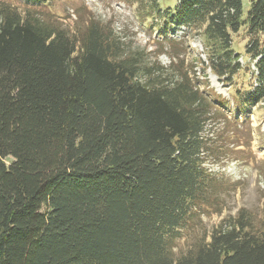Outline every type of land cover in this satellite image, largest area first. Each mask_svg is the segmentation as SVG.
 <instances>
[{
  "label": "trees",
  "instance_id": "16d2710c",
  "mask_svg": "<svg viewBox=\"0 0 264 264\" xmlns=\"http://www.w3.org/2000/svg\"><path fill=\"white\" fill-rule=\"evenodd\" d=\"M29 1L0 0V264H264L263 168L257 211L201 223L231 191L207 157L252 153L246 121L214 106L183 59L142 69L94 16L75 36L39 14L53 0ZM249 4L242 18V0H180L165 17L202 28V68L230 83L231 34L264 33V0ZM257 44L251 95L264 101Z\"/></svg>",
  "mask_w": 264,
  "mask_h": 264
},
{
  "label": "rangeland",
  "instance_id": "374dc122",
  "mask_svg": "<svg viewBox=\"0 0 264 264\" xmlns=\"http://www.w3.org/2000/svg\"><path fill=\"white\" fill-rule=\"evenodd\" d=\"M17 5L19 9L26 7L29 0H8ZM150 0H53L49 6L38 11L46 19L55 17L72 35L84 30L86 19L94 16L100 24L108 26L112 34L121 45L120 53L131 56L132 59L143 67L156 63V66L166 67L171 61L183 59L189 68L193 81L209 95L214 106L221 109L228 117L246 121L250 127L252 138L250 150L238 144L235 149H245L238 155L228 154L226 150H219L217 155H209L205 166L212 173L223 178L231 189L226 207L221 213L204 214L201 218L202 225L211 231L227 214H234L237 208L248 207L257 211L261 203L262 177L257 168L264 169V101L257 100L251 92L258 86L256 79L258 73L256 61L247 49L254 40L259 48L264 47V33H249L246 28H241L237 33L231 34L230 46L235 53H239L241 68L236 72L231 82L222 81L212 74L209 69H203L208 60L204 54L201 29H188L166 19L167 8H173L180 0H157L162 13L148 15ZM242 18H245L250 7L249 0H242ZM38 4L33 3V7ZM38 9V8H36ZM173 73L167 79H176ZM208 126L204 130L207 135ZM245 131L242 139L245 142ZM211 135V134H208ZM226 135V134H224ZM221 137L213 139V145H221ZM11 159L7 158L9 163Z\"/></svg>",
  "mask_w": 264,
  "mask_h": 264
}]
</instances>
